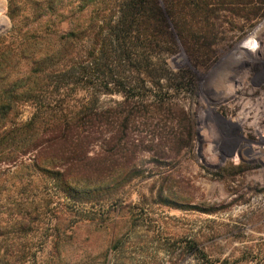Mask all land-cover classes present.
I'll return each mask as SVG.
<instances>
[{"label":"rangeland","instance_id":"rangeland-1","mask_svg":"<svg viewBox=\"0 0 264 264\" xmlns=\"http://www.w3.org/2000/svg\"><path fill=\"white\" fill-rule=\"evenodd\" d=\"M16 1L11 19L0 0V54L26 30L55 45L74 32L75 64L47 81L51 107L73 122L98 114L86 158L66 166L109 172L89 177L81 199L44 177L26 185L31 153L0 165L9 264L17 249L37 251L26 264H264V0H157L163 22L146 6L128 62L118 45L128 25L113 27L126 0H57L42 15ZM23 63L12 77L27 76ZM32 112L22 106L18 120ZM46 193L37 236L17 239V204Z\"/></svg>","mask_w":264,"mask_h":264},{"label":"trees","instance_id":"trees-1","mask_svg":"<svg viewBox=\"0 0 264 264\" xmlns=\"http://www.w3.org/2000/svg\"><path fill=\"white\" fill-rule=\"evenodd\" d=\"M37 7L36 14L46 13L53 2L57 0H35ZM17 1L9 0V14L14 19L17 11ZM146 6L153 14V18H159L163 22L164 15L157 0H126L125 10L119 12V16L114 20L113 27L127 26L125 30L128 38L118 43L124 54L125 61H132V54L129 50V42L132 30L131 26L135 21H147ZM53 14V12H51ZM163 24V23H162ZM166 28V25L163 24ZM37 30V29H36ZM30 31L26 30V37L19 45H15L8 52L0 54V165L17 161L20 156L27 153L30 155L29 166H20L26 170V182L30 184L34 179L44 177L46 180L54 181V187L68 198L88 199L91 190L94 189V182L91 178L104 177L105 172H109L106 166H66L71 162L83 161L86 158L88 139L85 131L99 126L94 118L98 114L94 112L82 111L83 118L74 121L69 118L70 112L60 110L55 112L52 104L54 93L48 91V79L51 75H65L68 69L75 64L78 50L73 45L70 38L74 32L68 33L57 41V45L43 43L37 38L29 39ZM40 35V34H38ZM41 37V36H40ZM27 41H26V40ZM64 41V42H63ZM24 62L27 69V76L10 72L17 63ZM78 62V61H77ZM76 62V63H77ZM19 73V72H18ZM24 105H29L32 115L26 121H19L18 115ZM84 133V134H82ZM14 166L5 167L2 174ZM106 169V170H105ZM91 177V178H89ZM22 182L19 181V184ZM89 190H83L84 187ZM80 188V189H79ZM52 194L46 193L40 202L35 198L30 202H21L17 206L19 213H15L12 228L17 239H26V236L33 239L38 234V218L43 210V205L51 200ZM10 226V228H11ZM9 228V225H8ZM37 251L22 249L15 250L11 256L10 264H26L27 257L34 258ZM0 264H9L5 258V252H0Z\"/></svg>","mask_w":264,"mask_h":264}]
</instances>
